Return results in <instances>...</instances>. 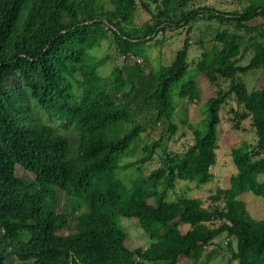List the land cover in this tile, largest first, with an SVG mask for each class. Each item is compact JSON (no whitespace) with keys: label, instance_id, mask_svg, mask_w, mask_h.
Listing matches in <instances>:
<instances>
[{"label":"trees","instance_id":"trees-1","mask_svg":"<svg viewBox=\"0 0 264 264\" xmlns=\"http://www.w3.org/2000/svg\"><path fill=\"white\" fill-rule=\"evenodd\" d=\"M106 1L109 7L102 0H0V264H183L182 258L191 264H264V217H251L236 197L249 191L264 198V177L257 178L264 153L252 156L246 141L229 149L234 171L227 196L208 195L206 205L198 197H167L176 179L208 178L218 110L228 92L250 119L254 147H264V81L246 90L236 79L264 65V27L246 36L250 27L244 23L257 6H245L236 17L208 9L207 16L224 27L195 66L208 81L219 76L229 86L200 103V125L188 124L191 142L175 153L160 135L139 139L154 122L166 123L167 135L175 128L169 90L186 71L185 41L167 64L143 71L145 38L169 18V0H159L163 7L154 22L143 25L132 19L134 0ZM199 9L205 8L190 9L181 19H193ZM229 24L235 32L225 31ZM107 33L132 63L100 76L96 68L105 56L88 49ZM247 43L251 54L241 64ZM210 53L215 58L207 66ZM197 92L187 78L176 94L193 101ZM39 111L70 123L72 135L41 120ZM137 146V158L120 162ZM155 148L160 160L145 175L138 172L126 184L116 175L118 168L147 161ZM15 165L33 175L32 183L16 174ZM119 216L137 219L149 238L145 247L128 248ZM181 223L187 224L183 231ZM220 233L226 256L207 263Z\"/></svg>","mask_w":264,"mask_h":264},{"label":"rangeland","instance_id":"rangeland-1","mask_svg":"<svg viewBox=\"0 0 264 264\" xmlns=\"http://www.w3.org/2000/svg\"><path fill=\"white\" fill-rule=\"evenodd\" d=\"M104 6L109 7L106 0H102ZM205 0H169L170 14L169 18H162L161 25L155 26L153 32L145 38L144 51L146 54L147 64L143 71L156 70L161 65L167 64L172 58L174 52L179 49L185 41L187 53L185 55L186 71L177 79L176 82L170 85V93L172 94V104L174 111L171 117V122L175 124L173 132L169 135L164 131L166 123L154 122L150 127L147 126L145 130L140 133V142H146L149 139L156 138L158 135L164 140L167 149L180 153L186 145L191 142V134L188 124L192 126H199L202 112L199 105L208 96L213 94L217 87L226 89L229 86V81L226 78L215 76L212 81H208L202 71L198 70L195 62L199 58L201 50H208L211 47L201 48L197 43V22L198 15L194 19L182 20L183 15L190 9L200 8V3ZM263 1V0H262ZM261 1V2H262ZM233 0H208L207 6H213L217 9H228L232 7ZM111 6V5H110ZM163 5L159 0H134V10L132 12V19L135 24L143 25L150 24L155 20V13ZM208 9L205 8L203 12L206 16ZM155 15V16H154ZM212 25L209 28L210 33L213 29H221L224 27L221 20L213 18ZM188 26L190 28H188ZM217 32V31H216ZM210 36V35H209ZM205 37V34L202 36ZM213 42V40H212ZM212 46V45H211ZM185 48V49H186ZM213 49V47H212ZM200 50V51H199ZM88 52L94 57L105 56L102 64L98 65L96 70L100 76L108 74L110 68L114 65L127 66L132 63L130 60H124L117 53L114 42L110 33L100 40L98 46L88 49ZM215 56L213 53L207 56V66H210ZM140 60V58H139ZM138 60V61H139ZM254 71V72H253ZM236 79L241 81L246 90H251L260 86L264 81V70L259 72L252 68L248 72L236 74ZM192 78L197 86V99L193 101H185L179 98L176 94L178 86L181 81ZM129 95V93L127 94ZM39 118L46 123L55 125L61 133L72 135L73 128L70 123L58 120L56 117L47 115L42 111L37 112ZM219 120L216 125V147L215 160L209 166L208 178L203 182L194 180H178L174 181L172 190L168 192L169 199H175L179 196H193L198 197L203 205L208 204V195H218L220 197L227 196L228 190V177L234 171V166L229 157V149L238 145L241 141H246L250 147L252 156H259L264 153V147L260 150L254 147V134L250 119L246 111L241 107L240 103L235 100L233 93H227L224 103H222L218 110ZM180 119H183L181 121ZM140 154L139 147L137 146L134 151L120 158V162L132 161ZM160 160L159 149L155 148L150 158L136 165L118 168L115 172L116 175L122 180L123 183H128V180L135 176L138 172L140 175H145L152 167L156 166ZM137 166V168H136ZM17 175L22 177L28 183H32L33 175L15 165L14 168ZM264 177V172L260 173L257 178ZM237 198L243 201L246 212L254 218L264 217V198L252 194L249 191L239 193ZM118 224L124 234V241L128 248L133 250L136 247L143 248L148 242V236L141 230L138 221L133 216H119ZM187 228V224L181 223L179 230L183 231ZM225 237L223 233L218 234L212 239L213 242L218 244L215 254L207 261L213 263L222 261L226 256V249L224 246ZM231 244L233 240L230 239ZM183 264H191L186 258H182ZM136 264H161L160 261H142ZM196 264V263H194ZM229 264H236L235 260H231Z\"/></svg>","mask_w":264,"mask_h":264},{"label":"crops","instance_id":"crops-1","mask_svg":"<svg viewBox=\"0 0 264 264\" xmlns=\"http://www.w3.org/2000/svg\"><path fill=\"white\" fill-rule=\"evenodd\" d=\"M207 1L208 0H205L204 2L200 3V7H203V8H210V9H213V10H217V11H221V12H224V13H230L231 17H236V14L241 12V10L245 7V6H248V5H255L257 6L255 8V10L251 11V18L247 19L244 23H246L247 25H249V29L246 30V36L247 35H254V30H253V27H258L261 26V27H264V0H233L234 2L232 3V7L231 8H228V9H217V8H214L213 6H207ZM262 1V2H261ZM261 8V14H257L255 15V13L257 11H259V9ZM202 11H206V10H202ZM198 15V22L196 24L197 26V43H198V46L200 47V49L203 47V48H207V47H211L212 45V39L215 35V33H217L220 29H213L212 33H210L209 31V28L213 23H212V20L213 18H209L207 16V13H206V16H204L205 14H203V12H198L197 13ZM194 19V18H193ZM190 21V19L188 20V22ZM231 23H233V21H231ZM190 25V22L189 24ZM230 25V26H229ZM229 25H226V29L225 31L227 33H229L228 30H230L231 32H235L236 29L233 28L231 26V24ZM188 28H190L188 26ZM223 28V27H222ZM217 31V32H216ZM205 34V37L203 38L202 36ZM263 34H264V31H263ZM210 35V36H209ZM187 49H185L186 53H187ZM200 51V50H199ZM251 54V49L249 47V44L247 43L246 45H244V49L241 53V58H240V63H244L246 62L247 58L250 56ZM256 69L257 71L259 70V72H261L262 70H264V65L263 66H260V67H257V68H254ZM250 70V69H249ZM249 70H246V72H248ZM254 72V71H253Z\"/></svg>","mask_w":264,"mask_h":264},{"label":"built area","instance_id":"built-area-1","mask_svg":"<svg viewBox=\"0 0 264 264\" xmlns=\"http://www.w3.org/2000/svg\"><path fill=\"white\" fill-rule=\"evenodd\" d=\"M120 57L124 60H127V57H130V54H121Z\"/></svg>","mask_w":264,"mask_h":264},{"label":"bare ground","instance_id":"bare-ground-1","mask_svg":"<svg viewBox=\"0 0 264 264\" xmlns=\"http://www.w3.org/2000/svg\"><path fill=\"white\" fill-rule=\"evenodd\" d=\"M130 57H131V54H130ZM128 58V57H127Z\"/></svg>","mask_w":264,"mask_h":264}]
</instances>
